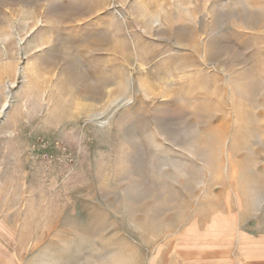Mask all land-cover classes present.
I'll use <instances>...</instances> for the list:
<instances>
[{"label":"rangeland","instance_id":"rangeland-1","mask_svg":"<svg viewBox=\"0 0 264 264\" xmlns=\"http://www.w3.org/2000/svg\"><path fill=\"white\" fill-rule=\"evenodd\" d=\"M263 259L264 0H0V264Z\"/></svg>","mask_w":264,"mask_h":264},{"label":"crops","instance_id":"crops-1","mask_svg":"<svg viewBox=\"0 0 264 264\" xmlns=\"http://www.w3.org/2000/svg\"><path fill=\"white\" fill-rule=\"evenodd\" d=\"M257 257V256H256ZM259 261V260H258ZM262 261H264V259L262 260Z\"/></svg>","mask_w":264,"mask_h":264}]
</instances>
